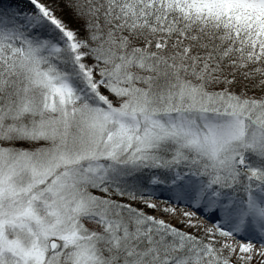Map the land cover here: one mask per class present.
<instances>
[{"label":"snow or ice","instance_id":"1","mask_svg":"<svg viewBox=\"0 0 264 264\" xmlns=\"http://www.w3.org/2000/svg\"><path fill=\"white\" fill-rule=\"evenodd\" d=\"M0 264H264V0H0Z\"/></svg>","mask_w":264,"mask_h":264}]
</instances>
